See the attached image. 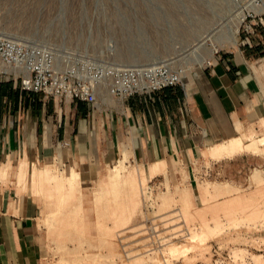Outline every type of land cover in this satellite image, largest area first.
<instances>
[{
    "label": "rangeland",
    "instance_id": "rangeland-1",
    "mask_svg": "<svg viewBox=\"0 0 264 264\" xmlns=\"http://www.w3.org/2000/svg\"><path fill=\"white\" fill-rule=\"evenodd\" d=\"M257 1L0 0V37L51 50L61 70L81 76L89 77L87 63L95 61L170 65L185 80L238 45ZM241 152L264 158V133L210 150L213 157ZM126 161L117 158L99 182L64 166L52 168L42 187L33 185L51 212L43 216L44 264H264L263 168L247 171L252 191L206 182L200 207L188 188L140 186ZM221 190L233 197L219 206Z\"/></svg>",
    "mask_w": 264,
    "mask_h": 264
},
{
    "label": "crops",
    "instance_id": "crops-1",
    "mask_svg": "<svg viewBox=\"0 0 264 264\" xmlns=\"http://www.w3.org/2000/svg\"><path fill=\"white\" fill-rule=\"evenodd\" d=\"M0 67V264H44L49 256L43 216L51 212L33 185L42 187L54 167L99 182L117 158H127L140 186L188 188L200 207L206 182L252 191L247 171L264 169L260 154H210L264 133V26L182 86L123 100L104 96L95 106L24 93L13 71ZM221 193L219 206L233 197Z\"/></svg>",
    "mask_w": 264,
    "mask_h": 264
},
{
    "label": "built area",
    "instance_id": "built-area-1",
    "mask_svg": "<svg viewBox=\"0 0 264 264\" xmlns=\"http://www.w3.org/2000/svg\"><path fill=\"white\" fill-rule=\"evenodd\" d=\"M264 26V0H258L242 25L243 35L256 34ZM0 66L20 80L22 92L46 98L72 99L95 106L110 96L119 100L151 96L184 85V70L170 65L123 68L105 62L87 63L89 77L74 70H61L54 52L42 46L0 37Z\"/></svg>",
    "mask_w": 264,
    "mask_h": 264
},
{
    "label": "bare ground",
    "instance_id": "bare-ground-1",
    "mask_svg": "<svg viewBox=\"0 0 264 264\" xmlns=\"http://www.w3.org/2000/svg\"><path fill=\"white\" fill-rule=\"evenodd\" d=\"M1 68V67H0ZM114 180V179H113Z\"/></svg>",
    "mask_w": 264,
    "mask_h": 264
}]
</instances>
